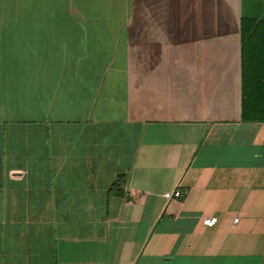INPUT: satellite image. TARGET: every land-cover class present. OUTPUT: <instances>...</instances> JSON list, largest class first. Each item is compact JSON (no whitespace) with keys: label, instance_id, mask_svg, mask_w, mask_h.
<instances>
[{"label":"crops","instance_id":"0c3cea01","mask_svg":"<svg viewBox=\"0 0 264 264\" xmlns=\"http://www.w3.org/2000/svg\"><path fill=\"white\" fill-rule=\"evenodd\" d=\"M0 264H264V0H0Z\"/></svg>","mask_w":264,"mask_h":264},{"label":"built area","instance_id":"2783aa9c","mask_svg":"<svg viewBox=\"0 0 264 264\" xmlns=\"http://www.w3.org/2000/svg\"><path fill=\"white\" fill-rule=\"evenodd\" d=\"M180 196V194L178 193V191H173L172 193L170 192H166V193H163L162 194V198L165 199V200H170V199H176ZM236 219H233L232 220V223H236ZM216 223V219L214 217H204L202 220H201V224L204 226V227H212L214 226V224Z\"/></svg>","mask_w":264,"mask_h":264}]
</instances>
